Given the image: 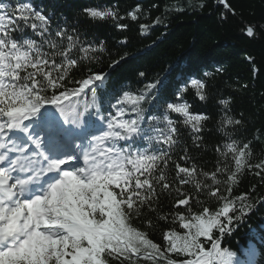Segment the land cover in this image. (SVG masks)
<instances>
[{
    "label": "snow or ice",
    "instance_id": "6c2138e0",
    "mask_svg": "<svg viewBox=\"0 0 264 264\" xmlns=\"http://www.w3.org/2000/svg\"><path fill=\"white\" fill-rule=\"evenodd\" d=\"M158 7L0 0V264H237L223 242L256 207V185L234 195L243 177L264 187V129L235 106L247 84L221 89L223 66L112 78L129 38L110 47L100 29L129 19L146 37L183 11Z\"/></svg>",
    "mask_w": 264,
    "mask_h": 264
},
{
    "label": "trees",
    "instance_id": "16d2710c",
    "mask_svg": "<svg viewBox=\"0 0 264 264\" xmlns=\"http://www.w3.org/2000/svg\"><path fill=\"white\" fill-rule=\"evenodd\" d=\"M200 2L206 3L202 11L189 7L188 0H66L70 16L84 5H118L123 14L137 3L145 9L158 4V8L150 11L152 18L161 15L166 6H180L183 11L166 14L164 24L155 27L146 37L138 34V22L129 19L121 21L129 24L127 31H118L111 25L100 29L110 47L124 36L129 38L126 50L131 58L113 73L112 78L126 80L130 70L136 67L149 73H162L170 66L169 79L174 82L180 73L197 76L204 71L214 73L216 67L223 66L226 72L218 78L221 89L225 93L231 91L224 81L233 86L247 84V90L235 93V106L238 111H244L253 130L264 129V33L255 40L242 35L247 24L264 25V0H230L236 14H229L225 21L220 19L222 9L215 6L216 0H192L194 5ZM107 63L105 61L104 70H107ZM254 147L259 156L261 145ZM253 185H256V191L251 193L256 200L255 209L223 242L235 253L237 264H264V204L259 202L264 196V187L257 178L246 175L234 195L250 192Z\"/></svg>",
    "mask_w": 264,
    "mask_h": 264
}]
</instances>
